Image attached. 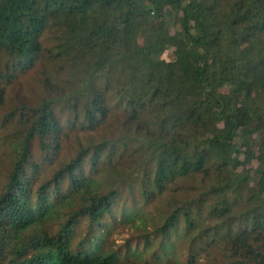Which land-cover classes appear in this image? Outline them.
Returning <instances> with one entry per match:
<instances>
[{
	"label": "trees",
	"instance_id": "obj_1",
	"mask_svg": "<svg viewBox=\"0 0 264 264\" xmlns=\"http://www.w3.org/2000/svg\"><path fill=\"white\" fill-rule=\"evenodd\" d=\"M45 35L51 48L43 47ZM171 49L174 60H164ZM43 57L66 64L72 86L20 107L5 176L0 158V264H179L170 255L173 234L181 221L187 232L197 228L192 211L205 194L173 209L152 231L144 227L138 238L144 248L132 250L133 237L124 255L102 233L107 217L116 224L119 196L116 189L103 192L94 178L105 143L36 185L41 167L32 141L45 161L60 149L54 104L75 100V121L80 115L93 131L109 115L112 85L152 165L144 173L145 202L178 180L214 170L221 199L211 218H228L241 199L235 220L243 229L223 238L243 264H264V0H0V106L4 86Z\"/></svg>",
	"mask_w": 264,
	"mask_h": 264
},
{
	"label": "rangeland",
	"instance_id": "obj_2",
	"mask_svg": "<svg viewBox=\"0 0 264 264\" xmlns=\"http://www.w3.org/2000/svg\"><path fill=\"white\" fill-rule=\"evenodd\" d=\"M41 42L45 49L51 48L53 45L48 35L43 36ZM162 58L166 61H173V50L166 51ZM71 75V70L66 64L51 62L43 57L33 68L24 74H17L10 84L4 86L5 95L3 104L0 106V158L4 176L11 154L13 134L17 129L19 130L21 105H37L42 100L57 97L62 92L68 91V87L72 86L69 80ZM96 85L102 89L105 86L102 83ZM60 89H63L62 92ZM115 89L112 85L106 97L110 109L108 117L93 131L88 130L80 115L77 116L78 121H75V113L70 110L75 100L72 99L71 102L58 101L54 104V115L62 128L60 149L55 156L51 154L50 162L45 161L38 140L32 141L33 159L41 167L36 185L41 184L45 179H50L54 172L74 159L82 150L87 149L89 151L87 157H89L92 147L105 143L107 147L101 156L99 173L94 178L98 185L101 183L105 185H102L103 192H106L107 189L119 191L113 209L116 224L113 225L112 218L107 217L105 222L108 229L102 230L103 235L107 237V246L114 250L121 248L122 254L125 255L128 249L127 241L134 237V240L129 242L131 249L142 250L144 241L138 240V238L145 232L144 227H147L148 231H152L153 226L163 224L173 209L183 206L187 201L197 200L200 195L205 194L200 205L201 209L198 210V206L195 205L192 211V216L193 214L198 215L197 228L187 232L185 223L181 221L177 231L173 234L174 247L170 250L171 257L179 264H190L193 240L201 236L196 243V261L193 264H243L242 260L232 256L228 241L223 238L230 234L231 236L237 235L242 231L243 227L235 218L241 215L243 203L241 204L240 199L231 209L228 218L223 220L211 218L210 209L221 199L214 194L219 178L214 170L207 177L196 175L178 180L168 185L163 194L156 196L148 203L145 202L141 195L144 173L152 165L149 163L143 144L136 140L134 130L129 131L126 115L119 107L118 94ZM11 113H14V116L9 118ZM112 151L115 153L110 155ZM87 157L84 161L86 174L90 173L89 158ZM242 158L243 156H241ZM250 167H256V162L250 164ZM241 170L242 168L238 169V171ZM128 215L135 217L133 220L125 221L124 217H128ZM193 218L195 220L196 216ZM142 224L144 225L142 226ZM81 230L85 232L84 224ZM157 247L158 243L155 242L146 251L144 259L152 261V254ZM129 259L133 261L132 258Z\"/></svg>",
	"mask_w": 264,
	"mask_h": 264
}]
</instances>
